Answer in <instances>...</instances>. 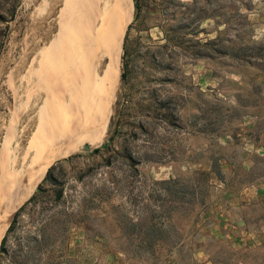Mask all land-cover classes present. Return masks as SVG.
<instances>
[{
    "label": "rangeland",
    "instance_id": "374dc122",
    "mask_svg": "<svg viewBox=\"0 0 264 264\" xmlns=\"http://www.w3.org/2000/svg\"><path fill=\"white\" fill-rule=\"evenodd\" d=\"M144 8L127 34L133 0H0V194L29 145L90 116L0 264H264V0Z\"/></svg>",
    "mask_w": 264,
    "mask_h": 264
},
{
    "label": "bare ground",
    "instance_id": "6f19581e",
    "mask_svg": "<svg viewBox=\"0 0 264 264\" xmlns=\"http://www.w3.org/2000/svg\"><path fill=\"white\" fill-rule=\"evenodd\" d=\"M82 114L80 116H82ZM76 115L78 116V113ZM89 117L90 116L84 114L82 117H78V120L73 122L70 126H67L65 129H53L46 139L41 138L43 143L36 147L29 145V148L26 151L27 153L18 160L19 163L17 166L13 164V172L10 176H7L8 181L4 186L5 189L0 194V239L9 226L10 220L19 204L31 194L51 162L67 151L66 147H68V145H66V143L67 140L71 139L68 138L70 136L75 137L79 131L83 132L87 128L89 129V127H84L83 129L82 127H78L83 119H88ZM40 131L42 132V130ZM82 135H84V133H82ZM38 138L40 139V136Z\"/></svg>",
    "mask_w": 264,
    "mask_h": 264
},
{
    "label": "trees",
    "instance_id": "16d2710c",
    "mask_svg": "<svg viewBox=\"0 0 264 264\" xmlns=\"http://www.w3.org/2000/svg\"><path fill=\"white\" fill-rule=\"evenodd\" d=\"M133 7H134V13H133V21L132 23L129 25L128 29H127V34L130 31L131 27L136 24L139 19L141 18V14L142 12L145 10V0H133ZM161 29L162 26H160ZM164 35L167 38V33L165 31H163ZM125 35L124 40H123V44H122V50H123V54H122V72H121V80L124 81L127 75V71H128V67H129V50H128V35ZM208 44V43H205ZM99 150L95 149L94 153H98ZM72 157L67 158L65 160H61L58 161L55 165L51 166L47 172L46 175L42 181V183L37 187V192L31 196V198L14 214L9 227L6 231L5 236L3 237V239H1V243H0V256L5 252V243L7 240V237L9 236V234L13 231L14 227H15V223H16V218L19 215L20 212H22L27 206L34 204L37 200L38 197H40L43 193L42 190V185L44 183H48L49 185V193L52 194L54 196L55 199L59 200L61 198V196L63 195V188H64V182L61 178H59L58 176H53V171L59 167L61 168L62 163L64 162H69L71 160ZM104 163H106V165L108 164V159H104ZM211 172L215 174V176L217 178L221 177V172L220 170L217 169V165L216 163L212 164L211 167ZM210 174V173H208ZM208 174H206V176H208Z\"/></svg>",
    "mask_w": 264,
    "mask_h": 264
},
{
    "label": "crops",
    "instance_id": "0c3cea01",
    "mask_svg": "<svg viewBox=\"0 0 264 264\" xmlns=\"http://www.w3.org/2000/svg\"><path fill=\"white\" fill-rule=\"evenodd\" d=\"M252 147H253V145H252ZM255 150H256V149H255ZM263 155H264V154H263ZM258 193H259L258 190H256V191H254V190L249 191V190H247V189H244V190L241 192L240 195L244 196L246 199H248L247 197H250V196H251V199H254L255 195L257 196ZM258 196H259V194H258ZM245 198H244V199H245ZM256 198H257V197H256ZM240 199H241V197H240ZM263 199H264V195H263ZM240 226H245V223H244L243 221H241V222H240ZM239 241L242 242L243 245H246V242H243L242 239H240ZM259 244H260V243H259ZM249 245H250V244H249Z\"/></svg>",
    "mask_w": 264,
    "mask_h": 264
}]
</instances>
